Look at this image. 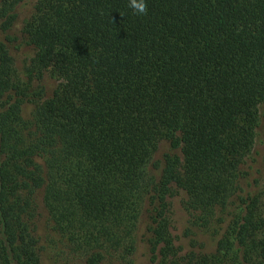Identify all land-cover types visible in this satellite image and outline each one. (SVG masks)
<instances>
[{"label": "trees", "instance_id": "obj_1", "mask_svg": "<svg viewBox=\"0 0 264 264\" xmlns=\"http://www.w3.org/2000/svg\"><path fill=\"white\" fill-rule=\"evenodd\" d=\"M23 1L1 0L4 31ZM33 2L23 70L0 41V264H44L40 192L82 264H132L143 214L151 264H264V0ZM181 191L195 220L226 210L213 251L178 243Z\"/></svg>", "mask_w": 264, "mask_h": 264}, {"label": "rangeland", "instance_id": "obj_2", "mask_svg": "<svg viewBox=\"0 0 264 264\" xmlns=\"http://www.w3.org/2000/svg\"><path fill=\"white\" fill-rule=\"evenodd\" d=\"M33 3V0H25L18 6V17L10 29L4 31L2 29V21L0 20V41L8 45L11 54L16 60V65L20 70L24 69L26 62L34 54L33 47L26 42L23 29L25 21L33 12ZM47 84L52 88L55 83L52 80H48ZM30 109L31 107L29 106L26 110L29 111ZM259 111L260 124L257 130V143L254 150V158H256V161L252 162L253 166L248 174V178L246 180L247 182L261 176L259 171L264 164V102L260 104ZM169 150V144L163 142L159 151L156 153L155 158L162 159L164 153ZM38 197L40 205L39 232L42 235V241L46 246V251L43 256L44 264H82L83 261L78 254H71L69 256L64 254L59 256L57 254V252L62 249L63 245L59 242L58 237L54 235L51 229L47 210L42 201V192L39 193ZM185 197V193L181 191L177 192V194L172 198L173 233L175 234L178 243L186 249L194 248L213 251L216 247L218 239L224 231V227H226V210L218 212V217L213 216L208 221H198L193 219L186 210L184 206ZM222 219L224 220L222 221ZM145 228L146 220L145 214H143L139 225L137 248L132 257V264H151L148 247L142 240V234L145 231ZM105 264L131 263L109 258Z\"/></svg>", "mask_w": 264, "mask_h": 264}, {"label": "clouds", "instance_id": "obj_3", "mask_svg": "<svg viewBox=\"0 0 264 264\" xmlns=\"http://www.w3.org/2000/svg\"><path fill=\"white\" fill-rule=\"evenodd\" d=\"M129 7L135 12V14L143 16L148 13L147 0H129Z\"/></svg>", "mask_w": 264, "mask_h": 264}]
</instances>
